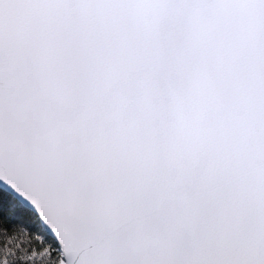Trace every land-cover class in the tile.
Masks as SVG:
<instances>
[{
	"label": "snow or ice",
	"instance_id": "obj_1",
	"mask_svg": "<svg viewBox=\"0 0 264 264\" xmlns=\"http://www.w3.org/2000/svg\"><path fill=\"white\" fill-rule=\"evenodd\" d=\"M0 264H264V0H0Z\"/></svg>",
	"mask_w": 264,
	"mask_h": 264
}]
</instances>
